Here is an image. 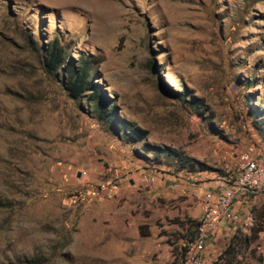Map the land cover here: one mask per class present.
Masks as SVG:
<instances>
[{"label": "rangeland", "instance_id": "rangeland-1", "mask_svg": "<svg viewBox=\"0 0 264 264\" xmlns=\"http://www.w3.org/2000/svg\"><path fill=\"white\" fill-rule=\"evenodd\" d=\"M78 60L113 118L68 95L64 65ZM250 147L264 156V0H0V264H147L162 209L232 178ZM156 184L176 200L149 203ZM256 216L218 227L212 255L239 232L234 264H264ZM174 218L172 247L195 223Z\"/></svg>", "mask_w": 264, "mask_h": 264}, {"label": "bare ground", "instance_id": "bare-ground-1", "mask_svg": "<svg viewBox=\"0 0 264 264\" xmlns=\"http://www.w3.org/2000/svg\"><path fill=\"white\" fill-rule=\"evenodd\" d=\"M150 183L152 179L144 178V185ZM243 196L264 200V156L255 152L253 147L245 152L237 174L230 179H216L213 189L203 193L196 237L186 245L182 264H201V254L217 228L222 223L239 221L231 204L234 198Z\"/></svg>", "mask_w": 264, "mask_h": 264}, {"label": "crops", "instance_id": "crops-1", "mask_svg": "<svg viewBox=\"0 0 264 264\" xmlns=\"http://www.w3.org/2000/svg\"><path fill=\"white\" fill-rule=\"evenodd\" d=\"M214 184L215 182L213 181L207 182V183H201L197 187L198 194L195 200H192L189 197L180 198L178 199L179 201L176 200L175 198L176 196L174 194L166 193L165 190L167 189L164 187V184L162 185L156 184L157 186H154L153 188L147 190L146 193L149 195V199H148L149 203L155 202V200L153 201V197L151 198V196L153 195H155L154 197H160V195L162 196L166 195V197L175 198L176 200L175 203L177 204L179 208V213L178 214L173 213V211L171 212L170 210H167V208L164 207V209H162L161 212H163V215H166L165 217H167V219L170 217H175L174 219L178 221H182L184 219H189L191 222L195 221V223L193 224V227H191L192 232L189 235L188 239L186 240V238L183 239L181 237L179 238L177 237L175 246L172 247L169 245L168 241L166 240L167 238L171 236L164 234V232L178 231V225H176V223L167 221L165 220V217H162L160 222L163 223V226H160L159 229L155 227H153V229H150L151 234L149 235H150L151 241L148 243V246L144 252V255L146 256L145 261L147 262V264H178L180 263L179 259L181 261L182 254L184 252L186 244L192 240L193 235H194L195 225L197 223V220H199L200 218L199 216H201L200 211L202 212V199H201L202 193L206 190L208 191L212 190ZM131 187L132 188L126 190L127 193L134 192V189L136 187L134 185H132ZM124 191L125 190L123 191L120 190L119 192H124ZM263 204H264V201L262 202V204H260L261 206H259L258 208L257 207L255 208V206H252V199L247 196L234 198L232 200L231 210L239 216V221L235 223L240 222L241 225L242 224L245 225V221L247 217L249 216V213H251V215H253L254 213L256 214V212L261 209ZM137 205L138 203L136 201L132 203L128 199H126V202H124V206H127V207H136ZM229 223H222L219 226V229H221L222 233H225V234L230 233L229 230L227 231V229L225 230L224 228ZM165 229H170V230L167 231ZM215 234L216 232L213 234L211 239L205 245V248L201 254V258H202L201 264H210L213 261L212 258H215V256L219 254L218 253V254L212 255V253L215 252L214 250L215 248L213 247L216 246V244H214V240L216 241L220 239L217 235L215 236ZM214 236H215V239H214ZM177 245L178 247L176 248Z\"/></svg>", "mask_w": 264, "mask_h": 264}, {"label": "trees", "instance_id": "trees-1", "mask_svg": "<svg viewBox=\"0 0 264 264\" xmlns=\"http://www.w3.org/2000/svg\"><path fill=\"white\" fill-rule=\"evenodd\" d=\"M44 63L47 69L51 71H56L58 68L63 66V53L60 48H56L52 45L44 54ZM92 62L86 60H78L76 65L68 66L64 65L66 70L65 74V90L71 98L87 97V101L94 102L95 109L98 111L99 118L109 117L113 118L112 109L109 105L108 98L102 92L103 90L100 86L91 79L87 77V70ZM182 93H184V88H181ZM181 91H178L176 95H179ZM185 96V95H183ZM188 97V96H185ZM116 128L118 130L127 131L128 136L136 140L139 139L140 130L130 126L129 124L120 121L119 124L116 123ZM140 140V139H139ZM183 166H179V169H183ZM188 173L202 172L204 171L203 166L193 163L187 169ZM257 222L255 229H249L250 232H264V204L259 211L256 212ZM198 223H196L194 235L190 242H192L196 237ZM249 240L246 236L239 234L233 235L227 243L225 244L223 250L215 257V259L210 264H234L235 257L240 253L241 249L248 244Z\"/></svg>", "mask_w": 264, "mask_h": 264}]
</instances>
